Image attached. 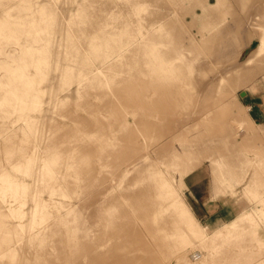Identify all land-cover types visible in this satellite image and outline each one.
<instances>
[{
  "label": "rangeland",
  "instance_id": "374dc122",
  "mask_svg": "<svg viewBox=\"0 0 264 264\" xmlns=\"http://www.w3.org/2000/svg\"><path fill=\"white\" fill-rule=\"evenodd\" d=\"M0 264H264V0H0Z\"/></svg>",
  "mask_w": 264,
  "mask_h": 264
},
{
  "label": "crops",
  "instance_id": "0c3cea01",
  "mask_svg": "<svg viewBox=\"0 0 264 264\" xmlns=\"http://www.w3.org/2000/svg\"><path fill=\"white\" fill-rule=\"evenodd\" d=\"M241 106L245 110L244 117L247 119L248 127L244 128L246 138L256 143L262 142L261 132L253 121L257 118L252 119L249 108L243 104ZM184 183L186 201L196 219L201 223L218 225L231 222L248 207L242 195L243 190L217 181L210 169L204 167L197 169L185 178Z\"/></svg>",
  "mask_w": 264,
  "mask_h": 264
},
{
  "label": "water",
  "instance_id": "95a60500",
  "mask_svg": "<svg viewBox=\"0 0 264 264\" xmlns=\"http://www.w3.org/2000/svg\"><path fill=\"white\" fill-rule=\"evenodd\" d=\"M247 94L245 92L241 93V97H245Z\"/></svg>",
  "mask_w": 264,
  "mask_h": 264
}]
</instances>
